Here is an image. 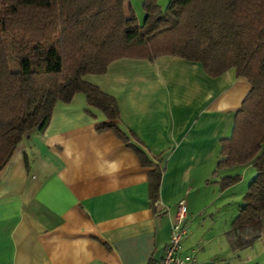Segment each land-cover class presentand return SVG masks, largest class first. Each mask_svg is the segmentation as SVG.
I'll use <instances>...</instances> for the list:
<instances>
[{"label":"crops","instance_id":"obj_1","mask_svg":"<svg viewBox=\"0 0 264 264\" xmlns=\"http://www.w3.org/2000/svg\"><path fill=\"white\" fill-rule=\"evenodd\" d=\"M143 2L127 0V16ZM84 80L116 99L124 128L152 158L163 156L157 208L149 182L156 165L144 167L114 133L99 132L105 114L78 93L56 106L44 131L26 135L0 172V264H159L181 202L186 226L189 216L214 215L209 190L220 177L221 140L250 82L234 70L211 77L171 56L120 59ZM207 241L188 229L184 249L194 264L205 263L198 252Z\"/></svg>","mask_w":264,"mask_h":264},{"label":"trees","instance_id":"obj_2","mask_svg":"<svg viewBox=\"0 0 264 264\" xmlns=\"http://www.w3.org/2000/svg\"><path fill=\"white\" fill-rule=\"evenodd\" d=\"M127 0H0V172L26 135L44 131L59 103L83 93L114 133L150 172L157 208L163 156L152 158L120 120L116 99L84 80L107 73L111 63L160 57L199 63L211 77L234 70L252 90L236 113L231 136L221 140L218 171L251 165L256 177L229 235L264 229V0H144L140 26ZM159 163V164H157ZM241 181L224 177L226 191Z\"/></svg>","mask_w":264,"mask_h":264},{"label":"rangeland","instance_id":"obj_3","mask_svg":"<svg viewBox=\"0 0 264 264\" xmlns=\"http://www.w3.org/2000/svg\"><path fill=\"white\" fill-rule=\"evenodd\" d=\"M169 2L170 0H164L159 2V5L165 10ZM135 3L138 7V2ZM137 11L139 12L136 16L138 23L143 26L146 19L143 6L139 4ZM219 174L220 177L211 182L210 185L213 187L209 190L210 200L217 196V204L213 207L214 215L207 218L189 216V222H187L188 229L194 236L208 240V249L205 252L199 250L198 257L201 258L203 254L204 264H264V229L260 237L249 245L247 242L254 236L250 231L238 236L229 235L236 217L245 206L244 198L256 177V170L252 166H245L224 170ZM226 175H239L241 181L222 195L219 182Z\"/></svg>","mask_w":264,"mask_h":264},{"label":"built area","instance_id":"obj_4","mask_svg":"<svg viewBox=\"0 0 264 264\" xmlns=\"http://www.w3.org/2000/svg\"><path fill=\"white\" fill-rule=\"evenodd\" d=\"M177 217L178 220L171 229L170 241L159 264H194L196 261L194 255L186 253L184 249V239L188 234V227L185 224L187 206L184 201L179 205Z\"/></svg>","mask_w":264,"mask_h":264}]
</instances>
